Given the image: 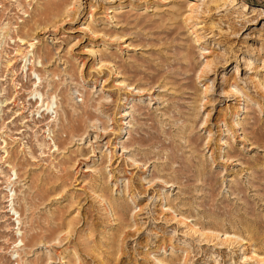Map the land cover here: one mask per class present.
I'll list each match as a JSON object with an SVG mask.
<instances>
[{"label":"rangeland","instance_id":"374dc122","mask_svg":"<svg viewBox=\"0 0 264 264\" xmlns=\"http://www.w3.org/2000/svg\"><path fill=\"white\" fill-rule=\"evenodd\" d=\"M258 79L264 0H0V264H264Z\"/></svg>","mask_w":264,"mask_h":264},{"label":"bare ground","instance_id":"6f19581e","mask_svg":"<svg viewBox=\"0 0 264 264\" xmlns=\"http://www.w3.org/2000/svg\"><path fill=\"white\" fill-rule=\"evenodd\" d=\"M195 27V26H194ZM196 29V28H195ZM193 31V30H192ZM196 31V30H195ZM194 32V31H193ZM200 32V31H199ZM200 34V33H199ZM199 34H197V36L196 37H198V35ZM204 37H206V36H204ZM199 40H203V37L201 36V35H199ZM197 38V39H198ZM26 39V38H25ZM24 39V37L23 38H21V41H23V43L24 42H28L27 40H25ZM33 42H31V43H29V46H33ZM192 50V49H191ZM191 50L189 51V49H188V51H187V53H186V57L188 56H190V54L192 53L191 52ZM202 50H200V52H201ZM203 52V51H202ZM153 69L156 71H159V68L158 67H156V66H154L153 67ZM166 78V76L163 78V81L162 82H160V84H162V85H167V83H166V81L164 80ZM255 82V84H254V86H256L257 88H259L262 92H263V94H264V82L262 81V80H260V79H258V80H256V81H254ZM231 85L232 84H230V87H231ZM206 88H208V86H205V89ZM136 89V88H135ZM138 91H143V89H140V88H138ZM203 100V98H200V99H197L196 100V102H201ZM47 107H48V102L46 103V109H47ZM197 108L199 109V106H197ZM39 112V111H38ZM205 122V121H204ZM238 124V122H236V124L235 125H237ZM189 141H191V139L189 140ZM208 141V140H207ZM192 144V142L190 143V145ZM207 145H208V142H207ZM56 146V145H55ZM108 205H109V208L111 209L112 208V206H111V204H110V202L109 203H107ZM33 238H37V235H33L32 236ZM31 239V238H30ZM164 263V262H163Z\"/></svg>","mask_w":264,"mask_h":264}]
</instances>
